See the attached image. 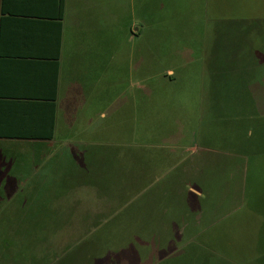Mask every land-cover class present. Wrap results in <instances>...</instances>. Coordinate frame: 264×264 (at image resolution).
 <instances>
[{
  "label": "crops",
  "instance_id": "0c3cea01",
  "mask_svg": "<svg viewBox=\"0 0 264 264\" xmlns=\"http://www.w3.org/2000/svg\"><path fill=\"white\" fill-rule=\"evenodd\" d=\"M109 4L0 0V190L32 184L40 171L41 197L47 199L50 188L63 190L47 200L67 207L69 221L91 223V229L110 223L102 237L116 236L123 247L111 249L98 263L201 264L187 259L207 247L210 253L226 249L236 259L229 235L248 190L246 169L237 156H221L228 161L225 168L195 161L181 171L166 165L109 167L102 164L104 153L87 142L100 124L85 113L89 99L104 94V78L118 61L110 53ZM231 57L219 70L230 79L221 91L215 89L216 103L234 109L230 97L223 101L221 94L241 91L244 107L258 108L255 88L264 95V54ZM218 69L211 67L214 77ZM105 117L100 113L98 119ZM204 169L217 176L201 180ZM83 171L85 179L80 178ZM61 174H66L63 181L57 179ZM92 174L107 180L100 183ZM8 176L12 179L6 181Z\"/></svg>",
  "mask_w": 264,
  "mask_h": 264
},
{
  "label": "rangeland",
  "instance_id": "374dc122",
  "mask_svg": "<svg viewBox=\"0 0 264 264\" xmlns=\"http://www.w3.org/2000/svg\"><path fill=\"white\" fill-rule=\"evenodd\" d=\"M109 17L110 53L118 61L104 78V94H93L85 111L100 122L87 141L91 149L104 153L106 166L143 170L166 165L181 171L193 161L225 168L228 161L221 156H237L249 175V189L229 239L236 252L264 251V220L257 216L264 212V95L255 88L258 108L246 109L241 91L221 94L223 101L226 96L235 103L229 109L217 104L214 94L230 79L219 70L232 55L247 49L264 54V0H110ZM100 113L105 119H98ZM205 169L198 174L201 180L217 176ZM63 175L57 179L63 181ZM35 176L32 184L9 187L13 194L0 202V264H41L45 250L51 264H106L95 260L123 247L116 236L102 237L110 223L91 229V223L69 221L67 207L47 200L63 190L49 187L44 199L41 172ZM80 178H86L84 171ZM197 256L205 262L204 253Z\"/></svg>",
  "mask_w": 264,
  "mask_h": 264
},
{
  "label": "trees",
  "instance_id": "16d2710c",
  "mask_svg": "<svg viewBox=\"0 0 264 264\" xmlns=\"http://www.w3.org/2000/svg\"><path fill=\"white\" fill-rule=\"evenodd\" d=\"M247 53L250 54L249 49H247ZM260 54H262V53H260ZM256 55H258V54H256ZM11 179L12 178H10V176L5 178L6 181L11 180ZM247 183H249V175H247ZM248 187H249V184H248ZM12 194H13V190H10L9 188L0 190V202L2 201L3 198L7 199L8 197H11ZM257 216H259L260 219L264 220V212L257 215ZM42 243H43V240H41V245H43ZM42 247H41V251H43ZM206 249H207V252L204 253V255L206 256L205 263H208V264H236V263H238V264H261L263 257H264V251H260V249H259L258 251L254 252L257 248L253 249V250H251V248H250V249L246 250V252H242L240 249L239 251L236 252L237 253L236 259L233 258V255H231L230 252L229 253H213V254H211L209 252V251H211V248L207 247ZM47 254H50V252L45 250L44 254L41 256V264H51L49 257H48L49 255H47ZM198 255H201V254H198ZM217 255L221 256V260H217L216 262L211 260L212 258L210 256L216 257ZM189 257L190 258L187 259L189 262H192V261L199 262L198 256L190 254ZM262 264H264V263H262Z\"/></svg>",
  "mask_w": 264,
  "mask_h": 264
}]
</instances>
